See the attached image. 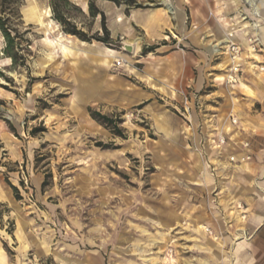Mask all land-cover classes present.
I'll return each mask as SVG.
<instances>
[{
    "label": "rangeland",
    "instance_id": "1",
    "mask_svg": "<svg viewBox=\"0 0 264 264\" xmlns=\"http://www.w3.org/2000/svg\"><path fill=\"white\" fill-rule=\"evenodd\" d=\"M137 1L145 6L140 9H159L176 23L166 0ZM71 2L81 9L73 10L79 28L103 35L101 17L89 14L90 0ZM95 2L109 30L118 28V36L110 30L111 46L65 34L50 0H20L12 13L5 4L18 55L15 62L5 52L0 30V264H211L218 259L206 255L214 250L225 251L228 263L264 264L259 238L240 247L250 253L242 262L237 242L214 241L198 230L209 225L207 218L219 230L229 226L235 201L226 193L234 173L244 171L252 180L264 172V74L246 71L239 84H228L230 53L219 46L213 56L223 71L208 87L217 91L214 97H207L219 109H189L191 97L187 104L178 93L150 96L141 63L144 31L125 17L124 5ZM181 9L188 13L189 31L190 10L186 3ZM124 26L132 35L123 36ZM164 35L173 39L171 32ZM136 36L142 37L140 49L124 50ZM90 107L116 121L125 137L94 120ZM231 116L238 118L236 125ZM215 128L231 130L220 150L210 141ZM245 141L252 159L230 164L229 156L240 157ZM197 170L212 175L205 186L214 208L201 201L164 223L158 206L163 182L177 183L185 193Z\"/></svg>",
    "mask_w": 264,
    "mask_h": 264
},
{
    "label": "crops",
    "instance_id": "2",
    "mask_svg": "<svg viewBox=\"0 0 264 264\" xmlns=\"http://www.w3.org/2000/svg\"><path fill=\"white\" fill-rule=\"evenodd\" d=\"M101 2L103 3L101 7L108 3L118 8L116 4L110 1L101 0ZM183 3L188 6L193 22V29L189 31L186 25L188 13L181 9ZM255 4L256 6H253L255 12H259V17L251 12L243 0H177V3H174L176 14L174 19L176 23L173 22L170 16H165L160 12L159 9H131L129 16L125 15V17L131 21L132 25L144 31L145 42L141 43V49L146 45H159L154 52L142 56L141 60L146 76L144 81H146L148 86L152 87L148 92L149 95H158L164 92L167 95L178 93L184 97L183 93H188L191 97L192 105L188 107L189 109L196 110L199 108L200 111H203L204 107L208 109L209 106L219 109L220 107L207 102V97H214L217 92L208 87L213 85L211 83L215 80V76H220L218 75L219 72L223 71L220 68L221 63L216 61L217 59L214 58L213 53L217 47H225L229 40L238 43L243 49V70L239 83L244 78L246 71L256 75L264 74V70H262L264 68V0H255ZM209 10L212 12V17L208 14ZM243 14H246L248 19H244ZM121 22H123V19H121ZM211 23H215V25L211 27ZM253 23L257 24L256 28L253 27ZM172 27L174 28L172 29ZM114 28L115 31L110 28L112 35L118 36L117 26ZM123 28L125 30V35L123 36L132 35L133 32L130 27L124 26ZM209 28H212L211 33L208 36L205 35V39H203L201 37L202 34L208 32ZM169 32L172 33L173 39L169 35H164ZM254 33H259L261 39L260 48L256 51L252 50L248 42L249 36ZM167 37L173 43L165 40ZM223 39H227V43L219 44ZM159 40H164V42L159 43ZM128 42L132 43V40ZM225 76L227 78V74ZM198 98L205 100L202 102ZM188 103L190 102L188 101ZM223 117L224 115L220 116L219 119L223 120ZM216 162L222 167L226 166V162L219 158H216ZM243 172L240 170L234 173V176L237 177L235 181H229L227 184L226 194H228L230 200L235 201V206L238 202L244 205L247 210L246 219L241 221L239 219L240 215L234 210L235 206L229 205V210L235 214L232 227L228 226L224 230H219L218 227H215L216 221L212 220V218L205 220L209 224L208 226L217 235H220V238L224 237L231 242H237L235 251H239L236 254L243 258L242 262L250 255L247 250H239L242 245H250V240L254 241L258 238L264 241V172L256 171L257 173L252 180H250L251 177L246 179ZM190 178L189 191H185V193L178 190L183 187H179L177 183L171 185L165 181L163 184L161 183L164 191H159L164 196H160L158 206L161 209L159 217L164 223H168L179 211L182 212L187 207L192 208L195 205L199 208V205L202 204L201 201L206 202L207 207L209 204V209H212L210 207L214 208V201L212 202L211 196L209 197L206 194L208 191L206 190L207 186H205L213 180L210 172L197 170L191 174ZM245 180L250 182V184H246ZM169 188L170 191L168 190ZM167 190L168 192H166ZM212 197L216 199L213 195ZM210 202L212 203L210 204ZM214 213L215 211L212 214ZM204 227L205 225L202 224L198 227V230L202 235L203 233L208 235L204 231ZM209 237L212 238L211 236ZM189 256V258L196 259L199 255L190 253ZM206 256L218 259V262L213 260L211 264H236L228 263L225 258L228 255L223 250L211 251ZM189 264L195 263L190 261Z\"/></svg>",
    "mask_w": 264,
    "mask_h": 264
},
{
    "label": "trees",
    "instance_id": "3",
    "mask_svg": "<svg viewBox=\"0 0 264 264\" xmlns=\"http://www.w3.org/2000/svg\"><path fill=\"white\" fill-rule=\"evenodd\" d=\"M96 0H90L89 2V14L92 18H96L98 16L101 17V23H102V33L103 35L99 34H88L85 30L82 28H79L76 19L73 15V10H78L81 12V9L71 2V0H50V7L52 10V17L53 19L61 26L63 32L67 35L75 36L79 40L91 43L94 40L98 42H102L106 44L107 46H111L112 44V38L109 28L107 27L106 23V14L103 10H101L96 2ZM110 1L117 6L124 5L126 7L125 13L128 15L131 9H137V8H144L145 6L143 4L138 3L137 0H107ZM10 3L11 13L14 12L12 9L17 8V3H20V0H0V30L3 32L4 37L7 40V46L5 48V52L8 54L10 58H12L13 61H17V53L13 51L15 47V40L12 36V28L7 25V21L9 20L8 13L6 12L5 4ZM10 14V13H9ZM159 45H151V46H144L142 49V55L146 56L150 52H154ZM89 113L91 117L99 122L100 124L106 126L107 128L111 129V131L118 136L125 137L123 129L119 126V124L114 121L109 116L103 115L100 112H97L96 110L89 108ZM99 146H103L108 148V144L99 143ZM45 184V183H44ZM13 188L15 195L17 198H19L18 194V188L12 184H10Z\"/></svg>",
    "mask_w": 264,
    "mask_h": 264
},
{
    "label": "built area",
    "instance_id": "4",
    "mask_svg": "<svg viewBox=\"0 0 264 264\" xmlns=\"http://www.w3.org/2000/svg\"><path fill=\"white\" fill-rule=\"evenodd\" d=\"M257 1V0H256ZM245 5L248 6V8L251 10V12L259 17V12H255V8L254 6L248 1V0H244ZM244 19H248L246 14H243ZM253 27L256 28L257 24L253 23ZM248 42L252 48V50L256 51L260 48L261 45V39H260V35L259 33H254L253 35L249 36L248 38ZM228 52L230 53V58H231V64L228 68V72H227V78L226 81L228 84H233V83H237L239 81L240 75L242 73L243 70V59H242V54H243V49L242 47L234 42V41H229L226 45ZM262 70H264V68H262ZM184 97L186 98V101H189V97L190 95L188 93H183ZM229 122L231 125H236L238 123V118L231 116L229 119ZM215 136L212 137L210 139V141L212 142V146L214 149L220 150L222 149L224 146H226V144H228V140L230 138V134H231V130L229 128H226V130L224 131H220L218 132V130L215 128ZM242 154L240 157H237L236 155H231L229 156V163L233 164V163H244L246 161H249L252 159V153L250 150V142L249 141H245L242 142ZM221 166V165H219ZM233 206H235L233 204ZM234 210H236L237 214L240 215V218L242 220L246 219L247 216V210L244 207V205L241 202H238L236 204V206L234 207ZM235 214L232 213V211H229L228 214V225L229 227H232L233 224V218ZM204 231L211 236L213 239L218 240L220 238V235H217L214 230L209 227L206 226L204 227ZM169 254L172 255L173 254V249H170Z\"/></svg>",
    "mask_w": 264,
    "mask_h": 264
},
{
    "label": "bare ground",
    "instance_id": "5",
    "mask_svg": "<svg viewBox=\"0 0 264 264\" xmlns=\"http://www.w3.org/2000/svg\"><path fill=\"white\" fill-rule=\"evenodd\" d=\"M166 1H167V3H168V8L171 9V12L173 11L172 13H174V12H175V5H174V2H173L172 0H166ZM248 1H249L252 5H255V6H256V4H255V0H248ZM83 6H84L85 9H87V3H86V2H84ZM229 41H230V40H229ZM140 42H141V37H135L134 39H132V43H131V42H126V44L132 45V46H133V49H134L133 53H135V48H136V50L139 49ZM223 42H226V43H227V39H223L221 42H219V44H220V43H223ZM213 47H214V46H213ZM215 50L218 51V48H216ZM71 52H72V51H71ZM232 213H233V211H232ZM238 218H239V217H238ZM239 219L242 221L241 218H239Z\"/></svg>",
    "mask_w": 264,
    "mask_h": 264
},
{
    "label": "water",
    "instance_id": "6",
    "mask_svg": "<svg viewBox=\"0 0 264 264\" xmlns=\"http://www.w3.org/2000/svg\"><path fill=\"white\" fill-rule=\"evenodd\" d=\"M123 48L127 52H133L134 51L133 46L132 45H129V44H126V43L124 44Z\"/></svg>",
    "mask_w": 264,
    "mask_h": 264
}]
</instances>
